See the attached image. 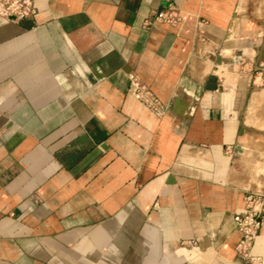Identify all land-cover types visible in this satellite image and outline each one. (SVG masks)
I'll use <instances>...</instances> for the list:
<instances>
[{"label":"crops","instance_id":"1","mask_svg":"<svg viewBox=\"0 0 264 264\" xmlns=\"http://www.w3.org/2000/svg\"><path fill=\"white\" fill-rule=\"evenodd\" d=\"M169 3L178 25L155 19ZM35 7L0 17V264H249L234 216L264 195V0Z\"/></svg>","mask_w":264,"mask_h":264},{"label":"built area","instance_id":"2","mask_svg":"<svg viewBox=\"0 0 264 264\" xmlns=\"http://www.w3.org/2000/svg\"><path fill=\"white\" fill-rule=\"evenodd\" d=\"M35 0H0V17L5 20L22 22L32 20L36 16ZM157 21L178 25L181 20L180 8L169 3L155 17ZM129 92L150 110L162 114L166 105L135 72L128 73ZM237 232L240 234L236 245L237 255L249 264H264L260 257L252 255V248L258 233L264 227V195L250 192L246 196V206L243 212L234 216Z\"/></svg>","mask_w":264,"mask_h":264},{"label":"water","instance_id":"3","mask_svg":"<svg viewBox=\"0 0 264 264\" xmlns=\"http://www.w3.org/2000/svg\"><path fill=\"white\" fill-rule=\"evenodd\" d=\"M27 22H30V21H27ZM30 24H32V23L30 22ZM211 83H212L211 88L215 89L216 88V83H217V77H216V75H213L212 76Z\"/></svg>","mask_w":264,"mask_h":264},{"label":"rangeland","instance_id":"4","mask_svg":"<svg viewBox=\"0 0 264 264\" xmlns=\"http://www.w3.org/2000/svg\"><path fill=\"white\" fill-rule=\"evenodd\" d=\"M259 110H264V106L260 107ZM263 127H264V125H263ZM262 171L264 172V168L262 169Z\"/></svg>","mask_w":264,"mask_h":264}]
</instances>
